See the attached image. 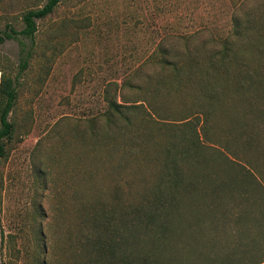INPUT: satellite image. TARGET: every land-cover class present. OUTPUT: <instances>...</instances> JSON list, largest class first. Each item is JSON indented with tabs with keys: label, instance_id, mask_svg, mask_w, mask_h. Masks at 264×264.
<instances>
[{
	"label": "rangeland",
	"instance_id": "374dc122",
	"mask_svg": "<svg viewBox=\"0 0 264 264\" xmlns=\"http://www.w3.org/2000/svg\"><path fill=\"white\" fill-rule=\"evenodd\" d=\"M47 1L0 0V30ZM35 44L0 161V264H86L95 222L124 228L192 141L164 263L264 264V0H63ZM187 45L202 70L163 74L161 49ZM20 49L0 43L14 77ZM109 100L129 106L113 130Z\"/></svg>",
	"mask_w": 264,
	"mask_h": 264
},
{
	"label": "trees",
	"instance_id": "16d2710c",
	"mask_svg": "<svg viewBox=\"0 0 264 264\" xmlns=\"http://www.w3.org/2000/svg\"><path fill=\"white\" fill-rule=\"evenodd\" d=\"M62 1L48 0L42 8L27 11L22 17L23 28L21 30H17L12 25H7L4 30H0V43L16 40L21 46L18 74L14 77L11 72L7 73L0 69V161L7 157V145L14 138L15 125L10 116L18 100L21 76L29 69L36 46L38 21L52 15ZM188 45L184 51L172 52V59L169 57V51L161 49V57L158 60L159 64L163 66L161 70L163 74L169 71L177 79L182 78L190 81L193 79V74L202 70L200 67L185 68L184 63L194 59V51ZM108 104L106 122L112 130L115 127L117 129L115 121L117 117H122L129 122L126 115L129 106L119 104L115 100H109ZM121 132L125 133L123 130ZM114 133H117V130L111 132L110 135ZM102 137L112 138L107 131L102 132ZM193 146L192 141L191 147L193 148ZM191 147L188 148L184 145L178 152L173 151V147L170 148L168 156L171 158V162L167 165L169 171L162 179V182L168 187V191L159 185L153 193H147L148 198L133 210L132 217L127 215L123 219L124 228L113 229L111 218H107L105 226L99 232L102 223L98 226L95 222L93 226V235L95 236L86 241L85 251L88 260L86 264H165L162 257L165 252L171 251L172 247L168 240L182 231V229L178 230L181 227V222H176L180 212L177 196L174 195L179 188L183 187V179L176 169L177 162L175 161L178 160L174 155L189 156L192 152ZM220 186L225 190L236 187L231 182H222ZM222 234H224L223 231Z\"/></svg>",
	"mask_w": 264,
	"mask_h": 264
}]
</instances>
